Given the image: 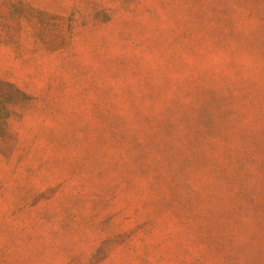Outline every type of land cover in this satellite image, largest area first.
<instances>
[{
  "label": "rangeland",
  "instance_id": "374dc122",
  "mask_svg": "<svg viewBox=\"0 0 264 264\" xmlns=\"http://www.w3.org/2000/svg\"><path fill=\"white\" fill-rule=\"evenodd\" d=\"M0 264H264V0H0Z\"/></svg>",
  "mask_w": 264,
  "mask_h": 264
}]
</instances>
